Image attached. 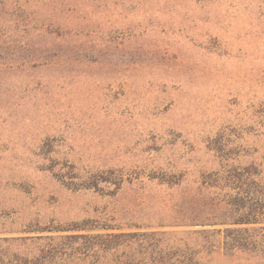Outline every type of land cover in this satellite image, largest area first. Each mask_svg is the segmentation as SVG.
Listing matches in <instances>:
<instances>
[{"label": "rangeland", "instance_id": "obj_1", "mask_svg": "<svg viewBox=\"0 0 264 264\" xmlns=\"http://www.w3.org/2000/svg\"><path fill=\"white\" fill-rule=\"evenodd\" d=\"M253 164L264 0H0V236L199 229L158 225Z\"/></svg>", "mask_w": 264, "mask_h": 264}, {"label": "trees", "instance_id": "obj_2", "mask_svg": "<svg viewBox=\"0 0 264 264\" xmlns=\"http://www.w3.org/2000/svg\"><path fill=\"white\" fill-rule=\"evenodd\" d=\"M183 199L167 213L168 223L158 228L199 229L147 226L142 230L0 236V264H264L261 168L254 164L223 166L202 173Z\"/></svg>", "mask_w": 264, "mask_h": 264}]
</instances>
